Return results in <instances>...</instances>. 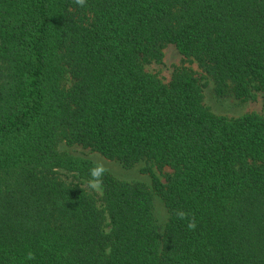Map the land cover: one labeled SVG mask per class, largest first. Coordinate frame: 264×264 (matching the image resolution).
<instances>
[{"label":"trees","instance_id":"trees-1","mask_svg":"<svg viewBox=\"0 0 264 264\" xmlns=\"http://www.w3.org/2000/svg\"><path fill=\"white\" fill-rule=\"evenodd\" d=\"M168 45L218 97L264 91V0H0V264H264V116L215 114L186 66L148 72ZM62 142L152 187L107 170L97 199L61 178L96 164Z\"/></svg>","mask_w":264,"mask_h":264},{"label":"rangeland","instance_id":"rangeland-1","mask_svg":"<svg viewBox=\"0 0 264 264\" xmlns=\"http://www.w3.org/2000/svg\"><path fill=\"white\" fill-rule=\"evenodd\" d=\"M163 53L164 57L160 63L152 62L146 65L145 68L148 72L158 76L164 83L170 82L176 67L186 66L191 68L202 78L205 84V105L215 114L228 117H240L247 113H258L264 116V91L258 92L254 100H242L231 95L218 97L215 93V84L213 80L199 67L196 61H186L174 45H168ZM59 151L74 157H83L95 163H103L107 170L119 179L141 181L152 187L153 177L151 174L143 172L147 167L144 162L132 168H125L119 162L107 160L100 154L92 152L90 149H84L79 145H67L64 142L60 143ZM153 172L160 178L162 183H166V177L172 171L169 168H164L162 170L154 168ZM61 178L68 183H79L87 192L96 196L97 199L103 196L104 185L102 193L93 192L87 189L84 184V182L89 179L87 177H81L78 174L63 171L61 173ZM155 199V213L160 226V232L163 234L165 225L169 219V212L159 196H156Z\"/></svg>","mask_w":264,"mask_h":264},{"label":"clouds","instance_id":"clouds-1","mask_svg":"<svg viewBox=\"0 0 264 264\" xmlns=\"http://www.w3.org/2000/svg\"><path fill=\"white\" fill-rule=\"evenodd\" d=\"M73 2L79 6L84 7L86 4V0H73ZM107 172V168L104 166L103 163H96L92 168L89 169V176L90 178L84 182L87 189L93 191L102 193L103 192V177L105 173ZM177 218L181 220H187V228L189 230L194 231L196 229V219L194 216H192L189 219L188 213H185L183 211H177L176 212ZM29 259L34 258L31 253H29L28 256Z\"/></svg>","mask_w":264,"mask_h":264}]
</instances>
